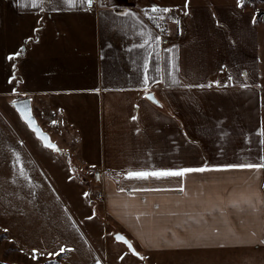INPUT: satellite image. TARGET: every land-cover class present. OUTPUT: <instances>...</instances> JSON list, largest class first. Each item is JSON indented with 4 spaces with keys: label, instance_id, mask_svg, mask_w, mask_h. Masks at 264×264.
I'll use <instances>...</instances> for the list:
<instances>
[{
    "label": "crops",
    "instance_id": "crops-1",
    "mask_svg": "<svg viewBox=\"0 0 264 264\" xmlns=\"http://www.w3.org/2000/svg\"><path fill=\"white\" fill-rule=\"evenodd\" d=\"M9 1L23 19L24 50L11 92L31 101L42 128L70 141L68 158L96 187L88 200L102 193L103 217L140 249L169 257L264 246V169L214 167L264 163L255 11L185 0H94V8L45 0L42 9ZM152 4L170 11L152 20ZM129 10L137 17L117 14ZM160 16L167 44L157 31ZM145 59L147 91L159 103L145 95ZM205 165L212 170L184 177L125 175ZM94 171L103 172L101 183Z\"/></svg>",
    "mask_w": 264,
    "mask_h": 264
},
{
    "label": "rangeland",
    "instance_id": "rangeland-1",
    "mask_svg": "<svg viewBox=\"0 0 264 264\" xmlns=\"http://www.w3.org/2000/svg\"><path fill=\"white\" fill-rule=\"evenodd\" d=\"M205 2L238 4V0H185ZM244 5L256 13L263 59L264 0H244ZM13 6L0 0V264H264V246L174 257L147 252L102 216L100 201L88 200L96 187L68 158L65 146L70 141L45 126L42 129L59 151L44 147L13 107V102L28 99L11 92L17 82L16 63L24 51L18 38L23 19ZM117 233L126 236L140 255L117 242L113 238Z\"/></svg>",
    "mask_w": 264,
    "mask_h": 264
},
{
    "label": "snow or ice",
    "instance_id": "snow-or-ice-1",
    "mask_svg": "<svg viewBox=\"0 0 264 264\" xmlns=\"http://www.w3.org/2000/svg\"><path fill=\"white\" fill-rule=\"evenodd\" d=\"M63 2L67 6L73 7V8L77 7V5L84 6V7H90L93 4V0H63ZM31 3H32L33 7L39 6L42 9L43 5L45 3V0H31ZM243 5H244V0H238V6L242 7ZM151 11H152V13H168L170 11V9L167 7H161V6H158L156 4H152L151 5ZM117 14L118 15H128V16H132L134 18L137 17L136 12L130 11V10L126 11V12H119L118 11ZM144 15H149L147 10L144 11ZM150 19L156 20L157 17L156 16H150ZM163 19H164V16L159 17V20H163ZM176 23H179V21L177 20ZM157 26L159 27V24ZM149 38L154 39L156 41L160 40L159 36L152 37L150 34H149ZM145 43H147V41H145ZM143 46L144 45H140V47H143ZM168 51H171V49H168ZM144 65H145V67H144V75H143V86L145 88V95L149 99L155 101L156 103H159V101L156 100L155 96L147 91V86L149 83L148 67H147L148 66V60L147 59H145ZM173 67H175V65H173ZM173 81L178 82V81H176L175 76H173ZM153 82H155V81H153ZM214 83L219 85V81H215ZM209 86H211V85H209ZM242 86L248 87V85H242ZM200 87H203V85H201ZM19 111H20L21 116L27 121V123L30 126H33L34 131L45 142L46 146L49 148L56 149V145L52 144L50 142L49 138L44 133H42L38 127H35L34 120L31 117L30 112L27 109V107L26 106L21 107L19 109ZM133 119H135V117H133ZM53 123H55V121H53ZM260 136L264 137V128H261ZM260 143L264 144V139H262L260 141ZM260 159L264 160V157H260ZM214 167L216 168V170L235 169V168H241V169L248 168V169L260 170V169H264V163H239V164H227V165H223V166H214ZM206 170H212V169H210L207 165H205L204 167H199V168L180 167V168H160V169H155V170H129L125 173V175L129 178L138 179V180H148L149 178H155V179L159 180V179L168 178V177H184L185 174H187V173L204 172ZM21 172L23 173V166L22 165H21ZM181 190H183L182 185H181ZM121 191H123V189H121ZM85 195H87V193H85ZM5 231H7V229H5ZM116 238L118 240H121L124 243H126L129 248H132L135 255H137V256L140 255L132 247L131 242L126 240L124 236L117 234ZM60 250L64 251L63 248H61ZM33 251H36V250L34 249ZM140 258L143 259V257H140ZM97 264H99V262H97Z\"/></svg>",
    "mask_w": 264,
    "mask_h": 264
},
{
    "label": "water",
    "instance_id": "water-1",
    "mask_svg": "<svg viewBox=\"0 0 264 264\" xmlns=\"http://www.w3.org/2000/svg\"><path fill=\"white\" fill-rule=\"evenodd\" d=\"M30 104H31V101H30L29 99H19V100L15 101V102L13 103V107H14V109L16 110V112L18 113V115L20 116V119L26 124V126L31 130V132L34 133L35 137H36V138L42 143L41 145H43V146L46 147V148H49V147L46 146L45 142H44V141H43V140L37 135V133L34 131L33 126H30V125L27 123V121L21 116L19 109H20L21 107L26 106L27 109H28L29 112H30L31 117H32L33 120H34L35 127H38V128L41 130V132L44 133V134L49 138L50 142H51L52 144L56 145V149H53V148H49V149L53 150L54 152H58L59 149H58V147H57V144L54 143V142L51 140L50 135H49L47 132H45V131L42 129V127H40V125L38 124V122H37L35 116L33 115L32 105H30ZM57 149H58V150H57ZM117 234L124 236V235L121 234V233H117ZM117 234H115L113 238H114L117 242L123 243V244L129 249L128 251H130L131 253L135 254V253L133 252L132 248H129L128 245H127L126 243H124L123 241L118 240V239L116 238V237H117ZM124 237H125L126 240L129 241V239H128L126 236H124ZM132 247H133V246H132Z\"/></svg>",
    "mask_w": 264,
    "mask_h": 264
},
{
    "label": "built area",
    "instance_id": "built-area-1",
    "mask_svg": "<svg viewBox=\"0 0 264 264\" xmlns=\"http://www.w3.org/2000/svg\"><path fill=\"white\" fill-rule=\"evenodd\" d=\"M93 6H95L94 0H93V4L90 7H87V8H94ZM166 30H167V21L164 18L163 20L160 21L159 27H157V31H159L158 32L159 35L163 38V41H162L163 44H167L168 43L167 39H165V37H166ZM102 175H103V172L102 171H94L93 172V181H94V183H101ZM96 197H98V199H102V193L99 192L96 195Z\"/></svg>",
    "mask_w": 264,
    "mask_h": 264
},
{
    "label": "trees",
    "instance_id": "trees-1",
    "mask_svg": "<svg viewBox=\"0 0 264 264\" xmlns=\"http://www.w3.org/2000/svg\"><path fill=\"white\" fill-rule=\"evenodd\" d=\"M155 15L154 16H157L158 14L154 13Z\"/></svg>",
    "mask_w": 264,
    "mask_h": 264
}]
</instances>
